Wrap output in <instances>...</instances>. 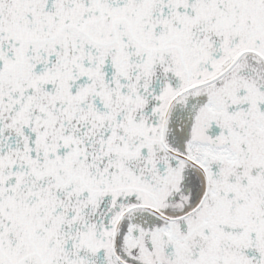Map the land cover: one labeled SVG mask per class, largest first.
Segmentation results:
<instances>
[{
  "label": "snow or ice",
  "instance_id": "snow-or-ice-1",
  "mask_svg": "<svg viewBox=\"0 0 264 264\" xmlns=\"http://www.w3.org/2000/svg\"><path fill=\"white\" fill-rule=\"evenodd\" d=\"M0 264H264V0H0Z\"/></svg>",
  "mask_w": 264,
  "mask_h": 264
}]
</instances>
